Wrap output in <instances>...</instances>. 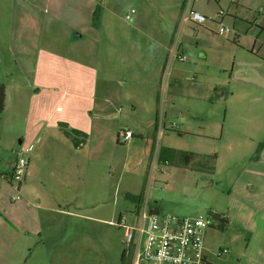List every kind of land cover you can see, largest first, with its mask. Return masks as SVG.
Masks as SVG:
<instances>
[{"label": "rangeland", "instance_id": "obj_1", "mask_svg": "<svg viewBox=\"0 0 264 264\" xmlns=\"http://www.w3.org/2000/svg\"><path fill=\"white\" fill-rule=\"evenodd\" d=\"M15 3L0 0V84L21 77L20 60L10 50L18 28L28 35L37 28ZM131 7L136 3L122 0L115 10L122 25L135 24L134 18L124 19ZM154 8L147 13L148 23L153 30L161 25L160 36L178 50L162 56L152 117L139 102L140 85L131 83L134 100L123 94L114 116L115 129L129 128L133 136L115 141L112 135L81 193L55 204L56 212L44 220L34 244L3 252L7 264H120L123 229L114 223L121 215L132 221L131 197L143 187V199L162 213L227 217L223 229L215 223L204 233L209 264H232L264 249V5L252 0L234 9L228 0H209L201 11L203 24H180L178 9L165 28ZM220 10L231 14L219 16ZM220 26L230 31L217 34ZM91 44L96 52L97 44ZM96 62L94 56L91 63ZM165 82L170 85L164 90ZM130 101L137 104L134 113ZM153 126L159 128L157 136L150 132ZM161 145L191 151L193 161L186 165L175 158L160 164L156 155ZM246 245L251 248L245 253Z\"/></svg>", "mask_w": 264, "mask_h": 264}, {"label": "crops", "instance_id": "obj_2", "mask_svg": "<svg viewBox=\"0 0 264 264\" xmlns=\"http://www.w3.org/2000/svg\"><path fill=\"white\" fill-rule=\"evenodd\" d=\"M121 1L16 0L19 14L34 20L37 28L29 35L18 28L10 50L20 60L21 77L2 84L0 264H7L3 252L28 248L36 242L43 233L44 220L56 212L57 202L81 193L90 172L102 162L98 156L103 154L104 145L112 135L118 139L114 115L120 112L123 94L134 100L131 83L140 85L139 102L152 117L162 56L164 52L172 56L178 46L163 40L161 25L153 30L147 13L154 6L165 28L176 18L178 9L181 15L187 9L201 13L209 0H127L136 3V8H130L134 9L132 25L115 19ZM219 1L214 0L216 4ZM228 1L237 9L249 6L252 0ZM256 1L264 5V0ZM40 12L46 16L39 18ZM228 14L222 11L218 15ZM91 43L97 44L96 52ZM94 56L96 66L91 63ZM122 83L126 84L125 92ZM169 85L165 82L164 90ZM136 106L130 101V112L134 113ZM150 132L153 136L160 133L158 126ZM24 148H28V164L16 192L10 182L11 168ZM90 155L94 160L91 165ZM249 248L251 245H246L244 252ZM205 257L209 264L207 254ZM232 264H264V249Z\"/></svg>", "mask_w": 264, "mask_h": 264}, {"label": "built area", "instance_id": "obj_3", "mask_svg": "<svg viewBox=\"0 0 264 264\" xmlns=\"http://www.w3.org/2000/svg\"><path fill=\"white\" fill-rule=\"evenodd\" d=\"M132 13L134 9L128 10L124 19L131 21ZM182 20L199 25L206 21V17L198 11L187 9L183 12ZM229 31V27L220 26L217 34ZM176 57L183 60L180 54ZM132 135L131 130L124 129L119 131L117 137L127 140ZM26 151L28 148L18 154L12 165L10 182L16 192H19L26 173ZM129 214L131 222L127 223L125 216L121 215L114 223L123 229V255L128 258V264H206L203 236L208 228L217 223L216 213L179 217L162 213L144 200Z\"/></svg>", "mask_w": 264, "mask_h": 264}, {"label": "trees", "instance_id": "obj_4", "mask_svg": "<svg viewBox=\"0 0 264 264\" xmlns=\"http://www.w3.org/2000/svg\"><path fill=\"white\" fill-rule=\"evenodd\" d=\"M3 106H4V87L2 84H0V114L3 110ZM156 119H157V110H156ZM73 131L75 130H72V132ZM194 155L195 154L191 151L177 150L172 147L161 145L159 146L157 150L156 159L159 163H164V162L171 163L173 162L175 158H177L180 163H184L188 165L191 161H193ZM143 190H144V187L142 189V192ZM142 192L136 197H133V196L131 197L135 201L136 208H138L140 204L144 201ZM216 216L218 220L217 224H218L219 229H223L225 225L227 224L226 216H224L223 214H219V213L218 214L216 213ZM120 264H128V258L125 257L123 254L120 259Z\"/></svg>", "mask_w": 264, "mask_h": 264}]
</instances>
